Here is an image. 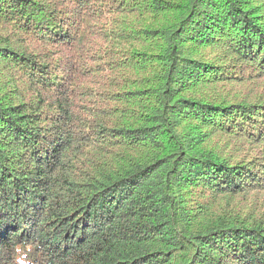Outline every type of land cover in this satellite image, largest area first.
<instances>
[{"label":"trees","instance_id":"obj_1","mask_svg":"<svg viewBox=\"0 0 264 264\" xmlns=\"http://www.w3.org/2000/svg\"><path fill=\"white\" fill-rule=\"evenodd\" d=\"M0 264H264V0H0Z\"/></svg>","mask_w":264,"mask_h":264}]
</instances>
